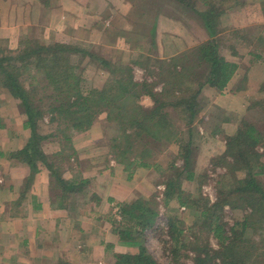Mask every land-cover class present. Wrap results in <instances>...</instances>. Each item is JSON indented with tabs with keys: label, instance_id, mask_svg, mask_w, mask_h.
<instances>
[{
	"label": "trees",
	"instance_id": "16d2710c",
	"mask_svg": "<svg viewBox=\"0 0 264 264\" xmlns=\"http://www.w3.org/2000/svg\"><path fill=\"white\" fill-rule=\"evenodd\" d=\"M39 1L42 5L49 2ZM127 1L131 4L126 15L130 29L119 34L131 49L140 52L138 59L128 64L77 43L45 44L24 35L17 50L11 51L6 39H0V97L4 91L17 101L18 110L24 115L22 126L29 130L21 148L6 155L0 151V158L7 157V161L12 159L27 166L29 175L23 191L40 166H45L53 201L57 196L60 205L68 203L72 194L84 193L88 184L87 179L78 175L77 184L75 178H63L70 157L77 155L72 137L88 130L105 113L106 141H102V146L107 147L110 157L123 166L128 176L139 167L163 173L164 207L175 202L192 211L195 218L192 225L184 228L183 220L167 212L164 226L159 227L158 203L152 198L136 194L131 201L117 203L121 219L112 222L117 226L119 242L128 246L129 251L113 253L110 264H188L189 261L191 264H264V235L256 236L259 230L264 231V162L261 160L264 131L244 119L233 134L223 136L224 152L213 156L212 162L225 168L231 182L216 189L213 202L200 194L186 192L181 186L183 180L196 181L200 189L207 175L195 171L194 151L198 148L195 139L200 136L201 140L198 124L204 107L201 94L205 87L221 93L237 71L238 64L225 57L222 46L229 45L231 53L236 54L233 49L236 43L232 40L246 41L247 36L240 35L243 29L234 28L229 33L230 44H226L221 35L225 31L222 24L243 6L242 0ZM260 12L264 20V0ZM161 15L177 21L189 32L186 21L195 19L206 38L195 43L196 36L189 44L184 43L185 48L177 54L161 57L157 41V21ZM257 40L264 43V24ZM263 52L261 49L249 55L260 59ZM72 55L78 57V62L73 63ZM82 63L105 72L106 79L85 90L83 68L79 66ZM135 66L142 68L148 77L136 81ZM37 75L45 80L41 86ZM260 92L264 94V83ZM143 97L150 104L142 103ZM44 98L48 100L46 105L42 102ZM261 103L264 105V100L251 103V107ZM3 104L0 99V106ZM46 114L51 122L57 123V129L43 135L37 124ZM3 126L0 118V128ZM53 136L60 137L61 148L46 154L42 143ZM172 144L178 145L177 157L162 167L154 156ZM261 146L262 152L258 150ZM177 158L181 159V165H176ZM224 207L247 213L226 226L222 219ZM147 231L167 235L166 263L149 253L144 244ZM209 235L216 239V248L208 240Z\"/></svg>",
	"mask_w": 264,
	"mask_h": 264
},
{
	"label": "crops",
	"instance_id": "0c3cea01",
	"mask_svg": "<svg viewBox=\"0 0 264 264\" xmlns=\"http://www.w3.org/2000/svg\"><path fill=\"white\" fill-rule=\"evenodd\" d=\"M51 4L52 0L47 5L39 0H0V37L9 39L14 48L21 33L34 27L43 28L40 24L47 21L43 28L46 36L54 32L60 43L88 46L124 64L138 59L140 52L131 49L119 34L130 29L126 18L130 5L125 0H58L56 13H52ZM178 38L184 39L181 45L177 44ZM191 39L188 30L177 21L164 16L158 18L161 57L177 54ZM107 51L112 54L107 55ZM224 55L238 64L235 75L221 93L210 87L202 91L206 101L198 130L204 143L203 152L209 157L224 152L221 135L236 131L237 124L231 121H238L246 113L249 101L264 100L260 92L264 83V56L262 60H244L245 68H242L238 55ZM93 69L96 71L91 81L96 86L107 74L92 65L85 71ZM133 74L136 81L148 77L137 66ZM11 99L15 106L1 119L4 128H0V151L5 155L21 148L29 136V130L22 129L24 117L17 110V101L8 98ZM143 99L150 104L148 98ZM12 124L17 131L9 128ZM78 136L81 132L72 137L77 155L70 157L63 178L71 180L78 175L87 179L89 185L84 193L72 194L73 199L70 196L69 202L63 205L58 203L59 197L53 201L55 197L49 193V171L45 166H40L23 191L29 175L27 166L16 160L7 161V157L0 158L1 167L6 165L5 175H0V264H110L113 253L129 251L113 231L114 204L131 201L137 193L143 195L141 188L147 184L140 181L148 177L150 169L139 167L128 176L123 166L107 155L106 147L92 146ZM59 146L51 151L42 149L52 154L60 150ZM172 147L176 154L178 147L170 145L169 148ZM76 179L75 184L79 182Z\"/></svg>",
	"mask_w": 264,
	"mask_h": 264
},
{
	"label": "rangeland",
	"instance_id": "374dc122",
	"mask_svg": "<svg viewBox=\"0 0 264 264\" xmlns=\"http://www.w3.org/2000/svg\"><path fill=\"white\" fill-rule=\"evenodd\" d=\"M125 1L128 2L127 0H125ZM262 1L263 0H242L243 6L240 7V9L237 11L236 14L231 15L229 18L227 17V20L222 24V26L225 27V31L221 35V37L223 39L225 38L226 44H230L229 33L234 28L243 29L240 31V35L246 34V36H247L248 40H246V41L244 39H239V38H236L234 41L232 40V42L234 44L236 43L235 47L233 48L236 54L231 53L232 49H230L229 45L222 46V53L223 54H228V55L232 54L235 56L238 55L236 58L238 61H240L242 68H245V64L243 63L244 60L255 59V57L253 55H249L250 52L255 53L261 49H264V43H260L257 40V37L261 31V27L264 24V20H263L262 14L260 12ZM229 2L231 3V1H229ZM128 4L131 5L129 2H128ZM57 6H58V0H52V4H51L52 13H56ZM161 16H163V15H161ZM46 22L47 21H44L43 25L40 24V26L44 28ZM186 22L189 25L188 26L189 29L191 30L190 32L188 31L189 35H191V37L193 39L196 36L198 38L195 43H197V41H202L204 39V37H203L204 34H202V31H199V23L195 22V19H194V21L187 20ZM43 28H40V27L35 28L34 27L32 29H28L25 33H21L19 36V39L15 43L14 48H12L10 46V45H13V43L9 42V39L3 38V37H0V39H6L8 48L11 49V51L17 50L19 40L21 37H24V35L26 36V38L38 40L40 43L51 44L54 42H58L54 36L55 35L54 32L51 31L52 35L48 34L49 35V37H48V36H46L47 33H46V31H44ZM167 35L168 36H176L173 33L172 34L167 33ZM182 40H184V39L178 38L177 44L183 43ZM145 43H146L145 46H147V42H145ZM189 43H190V41H188L187 44H189ZM177 44H176V48L175 47L174 48L178 50L179 45H177ZM83 47L86 48L88 46H83ZM88 48L90 49V47H88ZM184 48H185V46L183 47V49ZM109 54H112V52L110 53L109 51H107V55H109ZM263 56H264V52L262 53V57ZM71 58H72L73 63L78 62V57L76 55H72ZM260 60H262V58H260ZM230 61H232V60H230ZM79 66L83 68V72H82L83 83H82V85H83L85 90H88L89 88H92V86H93V84H92L93 82L91 81V76L95 73L96 70L93 69L89 72L85 71L89 67V65L86 66V65H84V63L79 64ZM37 80L40 82L39 83L40 86L45 83L44 78L41 76L37 75ZM9 97H11V96L9 94H7V92L3 91L2 96L0 97V99H2L4 101V104L1 105V107H0L1 119H3L4 116L7 113H9V110L11 109V107H13V105L15 106V104H13L12 99H11L12 103H11V101L8 100ZM201 97H202V102L204 104L206 99L202 94H201ZM143 98H145V97H143ZM143 98L141 99V102L143 101L142 103H147L148 100L143 99ZM253 101L255 102V101H259V100H253ZM253 101H251V102L253 103ZM42 102L44 105H46L48 100H46L44 98V100ZM251 102L249 101V105L246 106L247 107V110L245 109L246 113H244V112L242 113V115L244 117L243 116L241 118L239 117L238 121H231V122H235L237 124V126H239L240 122H242L244 119H246V120L254 123L256 125V127L258 129H260V131H264V105L261 103V105H258V107L257 106L251 107ZM17 110H18V107H17ZM18 112H19V110H18ZM19 114H21V113L19 112ZM21 115H23V114H21ZM23 117H24V115H23ZM104 118H105V113H101L95 119V121L93 122L91 127L88 130L81 132V136H78V137L82 141L86 140L84 142H88L92 146H95V145L102 146L104 144V142H102V141H106L105 138H103L104 137L103 136ZM200 123H201V121H200ZM18 126H19V122H18ZM9 128H11L14 131L16 130L13 124L10 125ZM22 129H24V128H22ZM37 129H38L39 133L43 134V135L55 133V131L57 129V123L51 122L50 121V115L46 114L42 117V119H40L38 121ZM221 136H222L221 138L223 139V135H221ZM54 138L55 137L53 136V137H49L48 139H46L42 143V147H45L47 151H51L55 147H57L58 144L60 145V143L58 142L60 137H57L55 139ZM184 138H186V136ZM195 143H196V146L198 147L196 149V151H194L195 161H196V163H195L196 174L206 172L207 175H206V177L204 176L203 183L200 185V189H198V184L196 181L190 182L187 180H183L181 186L186 192H189V193L191 192L193 195H196V196L198 194H200L205 200H208L209 202H213L216 198V189L222 188V186L225 187V186H227V184L229 185V183L231 182V179L229 180L230 176H229L228 172H225L226 171L225 168L221 167L220 165H215L212 162L213 156L209 157L207 154H205L203 152L204 143L200 140V136L197 139H195ZM22 144L23 143H21L20 145H22ZM172 146L178 147L177 144H172ZM59 147H61V146H59ZM102 147H104V146H102ZM169 147L165 152H161L160 155L154 156V160L161 163L160 165L162 167H165V166L167 167L168 164L170 163V161H172L174 158L177 157V154L179 152V148H177V153L175 154V152H174L175 147L174 148L173 147L169 148ZM104 149L106 150V151L105 150L104 151L108 155L109 153L107 152V150H108L107 147ZM258 150L262 152V150H263L262 146L258 147ZM83 151H84V149H83ZM91 153L93 154L95 152L92 151ZM96 153L100 154V152H96ZM261 160L264 162V157H262ZM181 164H182L181 159L177 158L176 159V165H181ZM5 166L6 165H3L1 167V165H0V175L1 176L5 175V172H4V169L6 168ZM149 169H150V172L148 173L147 178L144 177L143 175H141L142 177H144V180L140 181V182H144L145 184H147L144 187H142V185H141V187H142L141 192L143 193V195L141 193H137V194L144 197V198H152L154 201H156L158 203L159 216H158L157 220H158L159 227L164 226V222H165V219L167 217V215H166L167 212H171V214H175L178 219L183 220L184 228L192 225V223L195 219L192 211H189L185 207H179L177 204H175V202H172L167 207H164L163 202H162V197H163V192H164L163 181L165 180V177H162L163 173L161 174L159 171L153 170L151 168H149ZM169 174H170V172H169ZM195 179H196V177H195ZM197 181H199V179ZM88 185L89 184L86 185V188L88 187ZM114 205H116L114 210H113V212H115V218L117 221H120L121 215L119 213L118 204H114ZM246 213L247 212L243 211V210L238 209V210L233 211L229 207H224L223 211H222V219H223L224 223L226 224V226H230L234 222V220L241 219L243 217V215ZM113 231L117 235V226H115V225L113 226ZM154 232L155 231H147L146 232V240H145L144 244L147 247L149 253H151V255L157 261H159L161 263H166L168 261V257H169L168 256L169 255L168 237L165 234V232L163 234L160 231L157 232V234H155ZM258 235H264V231L259 230V232L256 236H258ZM208 238H209L208 240L210 241L211 245L216 248L217 247L216 239L213 238L211 235H209ZM188 264H191V262L189 261Z\"/></svg>",
	"mask_w": 264,
	"mask_h": 264
}]
</instances>
